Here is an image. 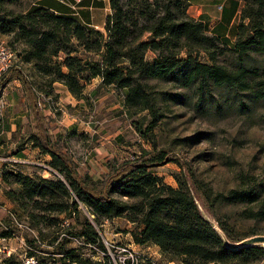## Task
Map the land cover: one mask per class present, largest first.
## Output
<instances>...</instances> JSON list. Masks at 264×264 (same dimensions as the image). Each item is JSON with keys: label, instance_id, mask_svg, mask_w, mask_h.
Segmentation results:
<instances>
[{"label": "rangeland", "instance_id": "rangeland-1", "mask_svg": "<svg viewBox=\"0 0 264 264\" xmlns=\"http://www.w3.org/2000/svg\"><path fill=\"white\" fill-rule=\"evenodd\" d=\"M37 3L36 0H0V16L9 19L10 14L26 13ZM236 24L232 31L237 29ZM93 29L106 33L104 26ZM146 37L147 34L143 39ZM14 39L15 32L0 33V41L15 51L13 66L22 69L41 101L45 133L51 144L66 151L80 175L89 173L95 180L102 179L108 164L131 161L146 149L152 151L149 157L165 150L168 151L165 160L154 163L148 170L174 189L178 187V179L186 177L201 215L229 241L228 246L234 248L254 235L264 236V218L253 215L264 211V96H256L253 89L217 86L210 80L204 83L197 80L185 86L183 72H178L174 78H142L139 80L141 93L147 97V105L155 106L154 113L158 117L155 126L144 136L137 132V127L145 128L150 108L129 115L123 103L126 90L100 86L101 79L93 78L85 82L84 93L77 98L62 83L48 84L49 77L20 61L24 47L19 41L11 45ZM78 56L88 61L99 60L91 54L80 53ZM153 56L151 51L146 54L149 60ZM192 56L200 64H211L204 52ZM176 57L184 60L186 52L180 51ZM63 58L60 54L55 60L63 61ZM218 63L230 70L237 69L240 64L230 53L218 57ZM245 64L263 68L264 58L257 55L246 59ZM180 67L184 68L183 65ZM62 71L66 73V68L62 67ZM247 79L263 81L264 74L259 77L248 75ZM15 104L20 108L13 106ZM36 134L26 91L17 72L12 71L0 84V232L5 226L13 232L10 237H0V264H6L8 257L14 263L24 264L28 258L26 239L29 237H36L42 251L49 253L38 251L36 264H54V260L61 257L60 253L72 249L80 260L74 264H107L108 257L101 263L90 247L77 248L69 236L60 237L61 232L80 229L73 213L42 212L34 201L43 205L46 199L38 197L22 201L20 205L16 192L21 188L18 180L22 177H30L41 187L46 184L42 179L60 180L66 184L62 174L50 165V155L36 146L33 138ZM13 158L27 163H16ZM188 171L199 183L200 193L194 190L186 176ZM95 190L99 192L100 186L97 185ZM236 190L252 191L256 200L249 203L228 199ZM9 191L15 193L11 199L6 195ZM112 196L122 198L119 193H112ZM60 199L64 204L69 201L68 197L60 196ZM77 209L80 210L76 215L78 220L92 224L100 238L108 239L116 248L128 245L125 233L120 229L124 226L121 220L115 221L117 225L108 223L101 227L102 219L95 222L89 207L78 202ZM11 214L24 227L17 226ZM42 215H45V221H40ZM137 228L135 224L134 230ZM118 232L120 235L114 237ZM255 246H262L263 253L256 254L250 264H264V245ZM114 250L112 253L116 256Z\"/></svg>", "mask_w": 264, "mask_h": 264}, {"label": "trees", "instance_id": "trees-1", "mask_svg": "<svg viewBox=\"0 0 264 264\" xmlns=\"http://www.w3.org/2000/svg\"><path fill=\"white\" fill-rule=\"evenodd\" d=\"M43 3L38 2L36 7L23 14L12 13L9 19L0 16V33L15 32L11 45L19 41L24 47L20 61L49 77L48 84L62 83L77 98L83 95L85 82L93 78L101 79L100 86L126 90L123 103L129 115L150 108L145 128L137 127V132L144 136L155 126L158 117L154 113L155 106L147 105V97L141 93L139 80L142 78H174L178 72H183L185 86L197 80L201 83L210 80L217 86L253 89L256 96H264V80L247 79L248 75H263L264 66L247 67L245 64L246 59L257 55L264 58V0H244L232 45L209 34L203 22L190 17L186 12L187 0H109L111 13L105 19L106 33L84 26L72 15L58 13ZM145 34L147 37L143 39ZM148 51L154 54L151 60L146 58ZM180 51L186 52V59L176 57ZM200 52H204L211 64H200L192 56ZM80 53L95 55L99 60H83L78 56ZM226 53L237 57L240 62L237 69L230 70L218 63V57ZM60 54L64 56L63 61H56ZM62 67L66 68V73ZM12 71L17 72L31 106L37 133L33 135L36 146L50 155V165L66 181L65 184L60 180L42 179L46 184L41 187L30 177L20 178L21 188L16 192L20 205L22 201L38 197L46 199L43 205L34 201L42 212L68 211L70 215L74 212L80 229L61 233L69 237L83 236L101 249L104 245L93 225L76 217L80 211L78 202L91 209L95 222L121 217L138 228L143 226L140 231L132 233L134 242L156 245L168 260L178 264H250L263 253L259 246H228L229 241L201 215L186 177L178 179V187L174 189L148 170L154 163L165 160L168 151L162 150L160 155L149 157L152 151L146 149L131 161L108 164V171L102 179L95 180L89 173L80 175L66 151L51 144L46 135L44 116L37 106L38 95L22 69L11 66L0 84ZM46 126L49 127L48 123ZM186 176L194 190L200 193L199 183L192 172L188 171ZM97 185L100 186L99 192L95 190ZM112 193H119L122 198H114ZM14 194L11 191L6 193L10 199ZM60 196L68 197L69 201L62 203ZM227 198L252 203L256 195L252 191L236 190ZM253 215L264 218V211ZM39 218L45 221V215ZM221 229L229 238L223 227ZM12 233L10 227L5 226L0 237H10ZM26 240L28 258L38 257V251L49 254L42 251L36 237ZM74 253L73 249L60 253L61 257L54 260V264L79 262ZM6 264L18 263L8 257ZM140 264L160 263L144 258Z\"/></svg>", "mask_w": 264, "mask_h": 264}, {"label": "crops", "instance_id": "crops-1", "mask_svg": "<svg viewBox=\"0 0 264 264\" xmlns=\"http://www.w3.org/2000/svg\"><path fill=\"white\" fill-rule=\"evenodd\" d=\"M38 2H44L42 5L54 9L56 12L63 15H72L82 25L101 29L105 24V19L110 13L109 0H80L76 4L77 15L72 11L69 6L61 4L57 0H36ZM71 4L75 3V0H68ZM189 5L186 12L189 16L196 20L203 22L204 27L209 34L218 36L222 41H225L228 45H232V42L236 35V30L232 31L239 17L240 7L244 0H187ZM46 2V3H45ZM35 5V4H34ZM102 12V13H101ZM20 108L16 104L13 105ZM122 221L124 223L123 228H120L125 233L124 238L128 245L137 252L141 253L142 257L150 258L153 261L160 264H178L168 260L164 254L159 250L156 245H140L133 241L132 233L140 231L143 226L134 230L135 223H130L124 218L118 217L113 220H103V226H107L108 223L115 224V221ZM120 221V222H121ZM133 226V227H132ZM108 229H106V232ZM120 232L114 234V237H118Z\"/></svg>", "mask_w": 264, "mask_h": 264}, {"label": "built area", "instance_id": "built-area-1", "mask_svg": "<svg viewBox=\"0 0 264 264\" xmlns=\"http://www.w3.org/2000/svg\"><path fill=\"white\" fill-rule=\"evenodd\" d=\"M59 1L61 4L65 5V6H69L72 11L75 13V15H77L76 12V4L80 2V0H77L75 3L71 4L68 0H57ZM16 59V55H15V51L11 48L8 47L3 41H0V80L2 78V76L9 70V68L11 66H13V64L15 63ZM37 106H39L40 109H43V106L41 105V101L38 99L37 101ZM13 161L19 164H25L27 163V161L22 160V159H14ZM1 173H0V184H1ZM73 214H75L73 212ZM11 218L12 220L14 219L15 223L17 226L20 227H24L22 226L20 223L16 222L14 215L11 214ZM67 224V221L65 222ZM26 229H30L29 227H26ZM61 236H66L65 233H61ZM68 237V236H66ZM69 239H72L73 241L76 242L77 244V248L79 247H87V248H91L92 250L95 251V253L97 254V258L99 262H103L104 263V258L108 257V262L107 264H140L144 257H142V255L138 252H136L135 250H133L132 248H130L128 245L124 246V247H119L116 248L112 245L111 242H109L108 239L101 237L102 238V243L104 245V249H98L97 243H91V242H87L86 239H84L82 236L80 237H68ZM112 249H115V253H117V255L115 256L112 252ZM37 260L35 257H29L25 259L24 264H36Z\"/></svg>", "mask_w": 264, "mask_h": 264}, {"label": "water", "instance_id": "water-1", "mask_svg": "<svg viewBox=\"0 0 264 264\" xmlns=\"http://www.w3.org/2000/svg\"><path fill=\"white\" fill-rule=\"evenodd\" d=\"M255 245H264V236L263 235H254L252 238L244 240L240 242L234 248H238L239 246H255ZM262 247V246H260Z\"/></svg>", "mask_w": 264, "mask_h": 264}]
</instances>
